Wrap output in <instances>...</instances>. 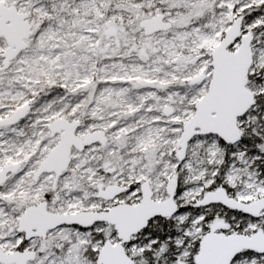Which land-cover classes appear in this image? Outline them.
<instances>
[{"label": "snow or ice", "instance_id": "6c2138e0", "mask_svg": "<svg viewBox=\"0 0 264 264\" xmlns=\"http://www.w3.org/2000/svg\"><path fill=\"white\" fill-rule=\"evenodd\" d=\"M0 264H264V0H0Z\"/></svg>", "mask_w": 264, "mask_h": 264}]
</instances>
